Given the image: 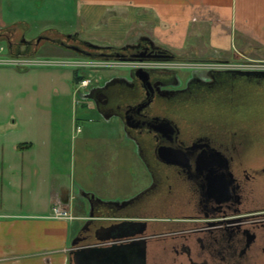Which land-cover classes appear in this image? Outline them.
I'll use <instances>...</instances> for the list:
<instances>
[{"label":"flooded vegetation","instance_id":"obj_1","mask_svg":"<svg viewBox=\"0 0 264 264\" xmlns=\"http://www.w3.org/2000/svg\"><path fill=\"white\" fill-rule=\"evenodd\" d=\"M70 36L61 46L86 59H177L146 37L114 48ZM112 48L119 53L108 54ZM195 61L177 70L124 68L126 76L77 94L122 124L148 180L129 200L92 202L90 213L101 219L85 223L79 246L98 245L100 228L135 222L141 235L100 245L145 243V264H264V151L253 149L264 143V72L201 67L229 63L210 56ZM113 78L119 81L103 89Z\"/></svg>","mask_w":264,"mask_h":264},{"label":"crops","instance_id":"obj_2","mask_svg":"<svg viewBox=\"0 0 264 264\" xmlns=\"http://www.w3.org/2000/svg\"><path fill=\"white\" fill-rule=\"evenodd\" d=\"M60 1L74 7L81 30L92 15H128L120 46L146 37L183 60L210 56L226 62L243 57L264 62V0H0V31L23 25L28 34L33 22L29 18L38 15V6ZM81 34L75 35L83 41ZM26 36V41L36 39ZM202 45L203 51L198 48ZM0 50L7 55L4 45ZM62 78L64 83L70 79L54 71L0 70V264H69L70 245L84 232L85 223L101 219L100 211L89 215L84 194L95 197L92 189L60 168L68 163L60 152L62 140L84 132L72 109L74 118L60 119V104L51 103ZM73 86L71 94L66 84L62 88L63 96L72 97V108L79 104L78 99L74 103ZM5 100H14L13 115V103L6 105ZM53 208L74 220L49 219Z\"/></svg>","mask_w":264,"mask_h":264},{"label":"rangeland","instance_id":"obj_3","mask_svg":"<svg viewBox=\"0 0 264 264\" xmlns=\"http://www.w3.org/2000/svg\"><path fill=\"white\" fill-rule=\"evenodd\" d=\"M48 3L50 4L52 2H45L44 8L38 6V15H29V19L33 22L30 21L31 29L26 36L27 39L32 40L36 38L35 40L37 42L44 33H49L50 35L57 33L62 36H70L71 33L75 32L74 34H76L80 31L82 33L81 39H84V42L90 39V41L106 43L109 47L121 48L124 46H120V41L126 37L127 26L124 23L127 21L126 17H129L128 15L121 16L117 14L114 16L112 11V13L105 15H92L89 23L86 20L85 29L81 30L80 19L75 14L73 6L67 7L66 3L61 1L60 3L53 2L50 5ZM121 28H123V31L120 30ZM1 45L3 44H0V47ZM186 47L187 45L183 49H187ZM198 48L201 51L204 50L203 45L198 46ZM182 54H185V52H182ZM202 55L204 56V53ZM32 59L58 61V63H62L65 60H89L75 56L71 52L48 43L43 45L39 49L38 55ZM173 63L180 65L181 67L179 69H187L190 68L191 64L192 67H196L200 62L194 59L183 60L177 57ZM229 63L264 64V62L250 61L244 57ZM59 66L32 67L22 71H54L62 75H69L70 79L69 81H65L66 83L64 81L62 82L64 78L60 79L58 83L59 92H57V97L51 99V103L60 104V119L74 118L76 116L77 125L84 128V135H76L74 138L69 137V139L62 140L60 152L66 154L68 163L66 166L62 163L60 168L71 172L70 174L76 183L83 181V183L88 185L93 193H95L96 199L101 202H123L129 200L136 196L148 184L145 168L136 154L134 144L126 141L118 120L113 119L110 124H104L102 118L96 113L92 103L77 100L78 95L74 94V103L77 100L79 104L72 108V97L63 96L62 88L66 84L71 90L70 94L72 93L74 71L67 67ZM1 68L0 70H18L8 67ZM185 72L182 71L180 75L185 76ZM81 73L86 77H91L94 81L102 80L103 83L112 77L126 76L128 70L118 68L100 71L91 70ZM44 86H48V84H44ZM5 104H12L10 110H12L13 115L14 100H5ZM62 109L65 111H62ZM71 109L75 116L72 115ZM254 134L257 135L258 130ZM253 149L264 151V143L253 144ZM78 228L79 224H76V230Z\"/></svg>","mask_w":264,"mask_h":264},{"label":"water","instance_id":"obj_4","mask_svg":"<svg viewBox=\"0 0 264 264\" xmlns=\"http://www.w3.org/2000/svg\"><path fill=\"white\" fill-rule=\"evenodd\" d=\"M71 36H68L70 38ZM41 40H37V44ZM91 49L99 51L100 48L95 46H90ZM143 74L144 72L138 70L137 74ZM243 74V73H238ZM119 81L117 78H113L108 82L103 89H106L108 85L113 84L114 82ZM101 89V90H103ZM92 90V92L96 91ZM90 92V93H92ZM92 99L89 95L83 96L82 101H87ZM99 116L106 123L110 122L111 117L103 116L99 113ZM84 198L88 201L90 207L92 202L95 204L102 205H113L116 203H103L93 195L84 194ZM91 216V213L89 214ZM142 224L131 222V223H122L118 225H113L108 228H100L94 234V237L98 243L95 246H79L82 240L78 235L75 240L71 243V251L69 253V264H145V243H130L127 245H113L108 248L102 247L100 244L109 241L123 240L133 238L135 236L141 235L135 233ZM143 229H140L141 232Z\"/></svg>","mask_w":264,"mask_h":264},{"label":"built area","instance_id":"obj_5","mask_svg":"<svg viewBox=\"0 0 264 264\" xmlns=\"http://www.w3.org/2000/svg\"><path fill=\"white\" fill-rule=\"evenodd\" d=\"M3 52V50H0ZM67 67L73 71L79 72L80 82L76 88L77 92L87 91L94 82L91 77L82 76L81 72H87L91 70H109V69H118V68H130V69H148V68H159V69H179L181 66L173 62H159V63H122V62H107L100 60H85V61H76V60H65L62 63L58 61H48V60H36L32 58H11L6 55L0 54V68L8 67L15 68L18 70H27L32 67ZM201 67L207 69H220L228 71H259L264 72V64H242V63H222V64H205ZM79 131V129H78ZM49 219L53 220H69L72 221V218L68 212L62 211L59 208H53L51 216Z\"/></svg>","mask_w":264,"mask_h":264},{"label":"trees","instance_id":"obj_6","mask_svg":"<svg viewBox=\"0 0 264 264\" xmlns=\"http://www.w3.org/2000/svg\"><path fill=\"white\" fill-rule=\"evenodd\" d=\"M27 28L23 25L15 26L8 31H0V44H3L6 48V54L11 58H34L38 55L39 49L43 47L46 43L55 45L64 49V46H61V41L65 39V36L59 35L57 33L49 34L44 33L41 35V41L39 44L36 43V40L26 41L25 36L27 34ZM52 32V31H51ZM57 34V35H56ZM43 38V39H42ZM46 38V39H45ZM118 49H110L108 54H118ZM90 59L92 60H107V61H120L116 57H106L104 59L100 58L99 55H94ZM78 72H74V83L73 87L76 89L77 85L80 82Z\"/></svg>","mask_w":264,"mask_h":264}]
</instances>
